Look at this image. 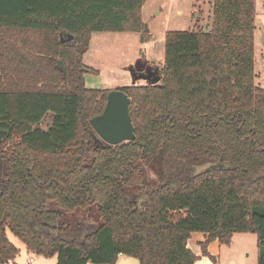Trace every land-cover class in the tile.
Listing matches in <instances>:
<instances>
[{"label": "trees", "instance_id": "16d2710c", "mask_svg": "<svg viewBox=\"0 0 264 264\" xmlns=\"http://www.w3.org/2000/svg\"><path fill=\"white\" fill-rule=\"evenodd\" d=\"M145 2L0 0V264L18 254L7 230L56 264H194L193 232L216 264L209 241L253 233L264 264L255 0H212L209 29L167 32L161 80L118 88L134 138L108 145L89 120L109 90L85 85L83 54L93 32L144 29Z\"/></svg>", "mask_w": 264, "mask_h": 264}, {"label": "rangeland", "instance_id": "374dc122", "mask_svg": "<svg viewBox=\"0 0 264 264\" xmlns=\"http://www.w3.org/2000/svg\"><path fill=\"white\" fill-rule=\"evenodd\" d=\"M212 0H146L141 12L144 29L139 32H93L83 63L97 70L85 73L88 88L116 89L131 85L135 72L161 69L165 35L170 31L207 30L211 23ZM255 84L264 88V0H255L254 21ZM138 85L145 80H137ZM148 178L153 173H148ZM7 237L18 249L9 264H56V257H38L10 230ZM34 261H30L29 258ZM257 238L253 233H237L230 247L223 249L220 264H257ZM114 264H138L134 257L120 254Z\"/></svg>", "mask_w": 264, "mask_h": 264}, {"label": "water", "instance_id": "95a60500", "mask_svg": "<svg viewBox=\"0 0 264 264\" xmlns=\"http://www.w3.org/2000/svg\"><path fill=\"white\" fill-rule=\"evenodd\" d=\"M73 35L61 41L72 40ZM133 83L137 80H145L151 84L161 80L158 69H150L147 72H135ZM130 98L121 89H111L107 92L106 103L103 111L89 122L98 136L108 145H117L134 138V127L129 114Z\"/></svg>", "mask_w": 264, "mask_h": 264}, {"label": "crops", "instance_id": "0c3cea01", "mask_svg": "<svg viewBox=\"0 0 264 264\" xmlns=\"http://www.w3.org/2000/svg\"><path fill=\"white\" fill-rule=\"evenodd\" d=\"M146 3V2H145ZM145 3L143 4L142 6V13H143V10H144V6H145ZM237 234V233H234L233 236H232V239H231V243L229 245H223L221 244L218 240H212V241H209L207 244H206V250L207 252L214 256L215 259H216V264H220V258L222 256V253H223V249L225 247H230L232 242L234 241V235ZM206 234L204 233H201V232H193L191 234V237L190 239L188 240V247L193 251V253L197 256L194 264H214L207 256L203 255L202 252H201V246H200V243L201 242H204L206 240ZM38 257H41L39 255H36ZM119 257V256H118ZM32 260V262L34 261L31 257L29 258ZM118 259V258H117ZM117 261V260H116ZM114 264V263H113Z\"/></svg>", "mask_w": 264, "mask_h": 264}, {"label": "built area", "instance_id": "2783aa9c", "mask_svg": "<svg viewBox=\"0 0 264 264\" xmlns=\"http://www.w3.org/2000/svg\"><path fill=\"white\" fill-rule=\"evenodd\" d=\"M30 261H32V260L30 259Z\"/></svg>", "mask_w": 264, "mask_h": 264}]
</instances>
